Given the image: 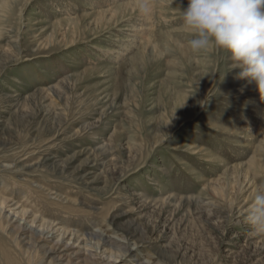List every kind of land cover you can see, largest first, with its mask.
Returning a JSON list of instances; mask_svg holds the SVG:
<instances>
[{"label": "rangeland", "instance_id": "374dc122", "mask_svg": "<svg viewBox=\"0 0 264 264\" xmlns=\"http://www.w3.org/2000/svg\"><path fill=\"white\" fill-rule=\"evenodd\" d=\"M187 6L0 0V195L87 238L75 264H264V100L227 51L191 50ZM20 226L0 264H68Z\"/></svg>", "mask_w": 264, "mask_h": 264}, {"label": "clouds", "instance_id": "9594fccd", "mask_svg": "<svg viewBox=\"0 0 264 264\" xmlns=\"http://www.w3.org/2000/svg\"><path fill=\"white\" fill-rule=\"evenodd\" d=\"M181 11L185 28L194 34L191 50L214 45L227 51L233 70L240 69L238 78L255 84L264 100V0H188ZM247 220L264 232V189L254 196Z\"/></svg>", "mask_w": 264, "mask_h": 264}, {"label": "bare ground", "instance_id": "6f19581e", "mask_svg": "<svg viewBox=\"0 0 264 264\" xmlns=\"http://www.w3.org/2000/svg\"><path fill=\"white\" fill-rule=\"evenodd\" d=\"M176 5L177 4L174 3L170 6ZM6 214L8 215L6 216ZM13 219H15L16 222H18V220L24 222L25 226H20L19 230H23L25 237H30L29 240H31L33 235L38 236V234H41L39 238L40 240L43 239L42 241L45 244H52L55 241L56 246L50 248V254L59 253L58 256H67L68 264H73L74 261H80L83 258L82 250L85 249V245L88 243L87 238L79 237L75 232H69L63 228H57L54 223L41 221L38 217L30 215L28 211L21 210V208L16 207L15 204H12L11 201L0 195V225L1 222L3 224H11ZM20 225H22V223ZM44 234H47L48 237H42ZM91 238L92 240L97 241L94 243V248H96L97 251L101 250L104 245H107L100 240L97 234L92 235ZM75 243L79 245L77 248H72L70 245H74ZM30 246L32 245L30 244ZM121 253L118 255L120 258L124 257V254ZM114 254L110 257L115 258ZM84 257L87 258L85 255Z\"/></svg>", "mask_w": 264, "mask_h": 264}]
</instances>
